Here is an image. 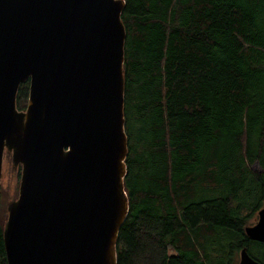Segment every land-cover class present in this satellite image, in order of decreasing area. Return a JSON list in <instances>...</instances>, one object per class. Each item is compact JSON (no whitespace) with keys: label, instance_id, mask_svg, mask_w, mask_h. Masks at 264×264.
Instances as JSON below:
<instances>
[{"label":"trees","instance_id":"16d2710c","mask_svg":"<svg viewBox=\"0 0 264 264\" xmlns=\"http://www.w3.org/2000/svg\"><path fill=\"white\" fill-rule=\"evenodd\" d=\"M120 17L128 210L116 264H237L241 246L264 264V243L244 232L264 205V0H124ZM4 221L0 206V264Z\"/></svg>","mask_w":264,"mask_h":264},{"label":"water","instance_id":"95a60500","mask_svg":"<svg viewBox=\"0 0 264 264\" xmlns=\"http://www.w3.org/2000/svg\"><path fill=\"white\" fill-rule=\"evenodd\" d=\"M123 6L0 0V175L5 149L20 165L3 223L7 264H116L128 210ZM244 232L264 243V205ZM237 264L261 263L241 246Z\"/></svg>","mask_w":264,"mask_h":264},{"label":"rangeland","instance_id":"374dc122","mask_svg":"<svg viewBox=\"0 0 264 264\" xmlns=\"http://www.w3.org/2000/svg\"><path fill=\"white\" fill-rule=\"evenodd\" d=\"M28 83V81H27ZM28 85V84H27ZM26 99L23 103V106L20 107V110L24 109ZM11 152L6 149L3 152L2 156V166H1V175H0V206L5 213L6 218V205L8 202L12 201L16 195L19 184V174L20 169L17 166L11 168ZM251 168L255 171L260 169V166L257 163H252ZM257 219V214L253 213L247 217V220L251 223H254Z\"/></svg>","mask_w":264,"mask_h":264},{"label":"flooded vegetation","instance_id":"af4514ba","mask_svg":"<svg viewBox=\"0 0 264 264\" xmlns=\"http://www.w3.org/2000/svg\"><path fill=\"white\" fill-rule=\"evenodd\" d=\"M27 97V96H26ZM14 166H17L18 169H20V166L19 164H14L12 161H11V168H14ZM20 176V174H19Z\"/></svg>","mask_w":264,"mask_h":264}]
</instances>
